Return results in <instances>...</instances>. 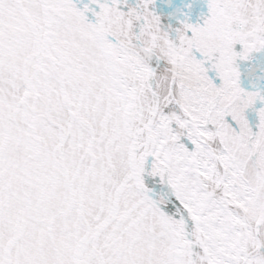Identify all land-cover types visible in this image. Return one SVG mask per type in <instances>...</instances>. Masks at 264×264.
Returning <instances> with one entry per match:
<instances>
[{"label":"snow or ice","instance_id":"snow-or-ice-1","mask_svg":"<svg viewBox=\"0 0 264 264\" xmlns=\"http://www.w3.org/2000/svg\"><path fill=\"white\" fill-rule=\"evenodd\" d=\"M0 264H264V0H0Z\"/></svg>","mask_w":264,"mask_h":264}]
</instances>
